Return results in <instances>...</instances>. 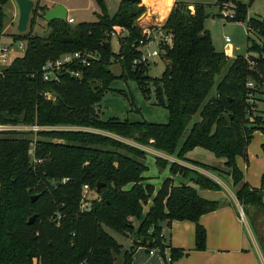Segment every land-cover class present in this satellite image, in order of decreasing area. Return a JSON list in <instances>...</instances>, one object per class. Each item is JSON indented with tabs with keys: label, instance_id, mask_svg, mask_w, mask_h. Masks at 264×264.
Wrapping results in <instances>:
<instances>
[{
	"label": "trees",
	"instance_id": "16d2710c",
	"mask_svg": "<svg viewBox=\"0 0 264 264\" xmlns=\"http://www.w3.org/2000/svg\"><path fill=\"white\" fill-rule=\"evenodd\" d=\"M8 1L0 0V38L3 7ZM94 1L102 11L96 21L76 25L51 21L45 40L32 33L31 22L42 19L47 9L37 3L28 32L14 37L25 43L23 55L0 73V125L39 128L36 132H0V264H114L122 246L106 229L125 239L132 237L130 249L122 254L123 264H131L138 247L158 250L165 264H171L186 255L171 248L163 234L173 221L194 223V249L205 250L206 232L199 219L226 203L201 198L184 181L193 172L198 176L193 183L198 188L218 191L219 186L171 163L170 173L180 175L183 182L174 186L172 179H166L144 212L153 195L143 176L146 154L111 136L184 162L186 154L196 148L213 153L225 160L244 214L251 218L249 210L254 208L259 215L257 223L264 217V173L260 187L251 188L235 163L237 157L247 159V147L256 131L264 135V110L254 114L248 110L246 86L254 84L252 93L259 102L258 96H264V45L251 42L245 56H237L222 76L216 95L207 99L228 58L211 42L203 5L190 9L174 3L162 25L172 35V44L163 46L159 56L165 68L159 78H151L145 75L148 65L132 66L142 33L137 20L145 13L141 0L121 1L113 16L105 13L103 0ZM222 3L224 0L216 1L218 8ZM229 3L233 11L230 20L246 22L248 32L264 39L261 21L247 18L252 0ZM111 31L117 35L127 32L117 53L104 48L110 43ZM71 52L95 53L98 60L88 67L74 65L79 78L63 74L57 82H45L42 65ZM112 63L120 65L119 76L109 70ZM116 79L135 82L147 101L153 95L154 104L168 112L167 123L101 119L97 107ZM196 114L199 119L193 122ZM64 128L91 129L111 136ZM261 149L264 154V144ZM155 163L159 168L167 165L161 158H155ZM97 185H101L98 191ZM83 186L90 192L88 210L81 209ZM34 215L35 221L28 225ZM259 232L264 252L262 226ZM167 251L170 263L166 262Z\"/></svg>",
	"mask_w": 264,
	"mask_h": 264
},
{
	"label": "rangeland",
	"instance_id": "374dc122",
	"mask_svg": "<svg viewBox=\"0 0 264 264\" xmlns=\"http://www.w3.org/2000/svg\"><path fill=\"white\" fill-rule=\"evenodd\" d=\"M34 4L41 7L51 8L55 5H60L67 11V18H72L74 20V24L76 25L79 23L84 22H94L98 19V16L102 14V11L100 7L97 5V3L94 0H32ZM122 0H103L104 7H105V13L109 16H113L115 12L117 11L120 3ZM152 0H141L142 3H148ZM217 0H176V2L180 5L188 6V8L192 9L195 5H203L206 9L207 13V19L205 20V29L207 30L211 42L217 52L225 53V47H229L230 55L228 57V64L223 71L222 74L217 76L215 78V85L211 89L207 99L214 97L216 95V86L219 83V81L222 79V76L224 73H226L228 67L231 65L233 60L237 56H245L246 48L251 43L254 42L258 46L264 45V39L257 36L254 32H248L247 24L246 22H235L230 20L231 18L229 15L233 12L232 11V4L226 3L221 5L220 8L216 5ZM244 4H247L249 0H239ZM171 2V0H165L164 1V9L165 11L158 13L159 7H160V0H156L153 3L158 7L157 11L153 13L154 7L151 4L150 9L151 10V16H148V7L145 5V13L142 17L143 22L139 23V20H137V23L140 25H154L156 26L158 22H162L169 9L170 6L168 5ZM34 5V7H35ZM157 12V13H156ZM3 13L4 17L2 20V31L3 35L0 38V45H11L10 46V59H14V57H20L23 55L24 50H19L18 45L19 42L14 40V37L18 35L16 31L17 26V20H18V9L13 0H9L3 7ZM227 14V16H226ZM247 18H254L257 20L264 19V0H252V3L250 7L248 8L247 12ZM32 20V13L30 15V19L28 22V28L26 32H28V29L30 27V22ZM32 26V33L36 35H44L46 33V26L47 23L43 19H34V23L31 22ZM249 37L250 42H247V38ZM229 39L230 42L226 43L225 39ZM24 48H25V43ZM111 49L114 53L118 52V46L114 41L111 42ZM165 68V62L161 60L160 58H155L153 60H150L146 73V76H149L151 78H159L164 71ZM109 70L116 76L120 75V65L118 63H112L109 66ZM111 90L106 92L103 96V99L99 103V106L97 107L98 115L101 119L106 120L108 118H117L119 120H129L131 122L134 121H146L153 124H165L168 121V112L165 108L156 106L154 104V96H151L150 100H145L137 88L135 82L133 81H124L121 79H116L112 82L110 86ZM260 101L258 102V107L261 110H264V96L259 95ZM199 115L196 114L193 117V122L198 121ZM9 129H16L20 132H28L30 130L36 132L38 131L36 128L31 127H23V126H7ZM64 129H71V130H84V131H91L95 133H100L104 135H108L104 132H99L91 129H72V128H64ZM111 136V135H110ZM254 139L251 140L249 144L248 154L254 153V155H258V150L260 151V144L262 143V138L260 134L253 135ZM112 138H116L122 142L125 143H131L127 140H123L114 136H111ZM163 154V153H162ZM188 159H191V164L193 166L198 167L199 170L204 169L205 167H208L209 169H206L209 171L210 175L217 176L223 175L226 173L228 177V184H232L231 179V172H227V168L225 166V160L222 158L216 157L213 153L198 148L195 151L191 153L187 157ZM169 161L171 163H176L180 166H182L183 163H185L182 160L177 159L175 156H169ZM247 161L249 162V159H243L242 157H237L235 160L236 167L238 170L244 174V169H242V166H246ZM167 165H165L163 168H159L155 163V157L152 152L146 153L145 158V165L147 166V171L143 173L144 178H146L145 183L152 187L153 189V195L151 196L149 203L152 199V197L156 194L158 189L161 187L162 183L170 178L172 179L173 185L178 186L180 184L181 178L178 175H172L170 173V164L166 160ZM218 162V163H217ZM238 162H240L238 164ZM211 168V169H210ZM224 171V172H223ZM214 172V173H213ZM220 172L221 174H219ZM226 183V182H225ZM196 186V185H195ZM198 188V186H197ZM223 191H226L225 189ZM148 203V205H149ZM240 210L242 209L239 207ZM250 215L252 216L250 218L249 215H245L243 212V216L240 214V219H246V222L249 224L251 228L252 225L257 227L260 231V227L263 225L262 222L257 223V220L259 219V215L257 214L256 209H250L249 210ZM244 221V220H243ZM245 222V221H244ZM134 226L137 227L138 222H133ZM107 233H109L121 246L122 251L120 255L115 256V262L114 264H121L123 262L122 254L129 250L131 247V244L128 243V241L122 237L121 235L115 233L112 230L106 229ZM132 238V237H131Z\"/></svg>",
	"mask_w": 264,
	"mask_h": 264
},
{
	"label": "crops",
	"instance_id": "0c3cea01",
	"mask_svg": "<svg viewBox=\"0 0 264 264\" xmlns=\"http://www.w3.org/2000/svg\"><path fill=\"white\" fill-rule=\"evenodd\" d=\"M153 1L155 2L156 0H152L151 2L149 1L144 5L149 7V5L152 4L154 7V13L158 10V7H156ZM160 1L161 3L158 13L165 11V0ZM175 2L176 0H171V2L168 4L170 9L165 19L162 22H158L157 25L164 24ZM151 10L152 8H148V13L150 12L151 14ZM227 50H230L228 46L225 47V51ZM256 134H260L262 138L260 151L258 150V155H254V153L250 152L248 154V146L247 159H249V162L247 161L245 167H241L244 169V181L254 189H258L260 187L261 176L264 173V154L261 149L262 144H264V135L259 131H256L253 135ZM253 139L254 136L252 140ZM126 144L141 149L145 152V154L152 152L155 158H161L163 160H167L168 163H171L169 161L168 155L162 154L161 152L150 147L140 146L134 142ZM193 151L186 154L185 158L187 159V162L185 161L182 166L210 179L216 183L220 189L218 191L200 189L197 188V186H195L193 183H190V186L195 188L197 194L201 198L208 201L225 202L226 204L216 211L201 216L199 219V224L205 229L206 232V248L204 251H196L194 249V223L190 221H173L169 228L163 229V234L166 237L170 247L173 249L183 250V252L186 253L185 256L177 261L172 262L171 264H264V252L259 229L253 225V228H251L246 222L245 218L243 219L245 222L240 219V205L238 204L235 197V188L232 184L229 185L227 182L229 176L226 173L223 175H218L215 173L217 176L210 175L209 171L204 169L199 170L198 167L193 166L190 163L192 160L187 158ZM239 163L240 162H238V164ZM226 171L229 172V169ZM178 176L181 178V184L183 179L180 175ZM224 189L226 191H223ZM261 196L262 203L264 205V192ZM149 205L145 206L144 212L147 211ZM126 240L129 244H131V236ZM150 251L144 247H138L135 249L131 258V264H165L158 250H155L152 254L149 253ZM121 264H123V262Z\"/></svg>",
	"mask_w": 264,
	"mask_h": 264
},
{
	"label": "built area",
	"instance_id": "2783aa9c",
	"mask_svg": "<svg viewBox=\"0 0 264 264\" xmlns=\"http://www.w3.org/2000/svg\"><path fill=\"white\" fill-rule=\"evenodd\" d=\"M226 4V3H223ZM227 16V14H226ZM230 18L233 17V12L229 15ZM142 19V18H141ZM140 19V20H141ZM139 20V23H140ZM68 24H74V20L72 18H66ZM137 23V26L142 29L141 38L136 42L135 49L138 52V57L132 61V66H140V65H148L150 60L155 58H159L160 52L163 46H170L172 44V35L162 29V25H140ZM127 36V32L124 31L120 35H117L115 32L111 31L108 34V38L110 39L109 47H111V42L114 41L116 45L120 46V40ZM226 43H229L230 40L225 39ZM10 46L11 45H0V73L6 70L13 59H10ZM19 50H24V44L19 42L18 45ZM225 55L228 58L230 55V51H225ZM16 58V57H14ZM98 60V57L95 53L91 52H71L65 53L61 56L46 61L41 67V76L45 82H57L60 79V76L63 74H69L72 77L79 78L80 72L77 68H74V65L78 67H88L92 62ZM247 88L249 89L247 103L249 104V111L257 113L261 111L259 109L258 102L255 99V95L252 93L254 90V84L252 82L247 83ZM256 105V107H255ZM24 127V126H23ZM39 130L38 127H31ZM14 129H9L7 125H0V132L9 131ZM30 155L33 156V151H30ZM90 192L87 186H83L82 188V198H81V209L88 210L90 207ZM241 216H243V211L241 209ZM244 217V216H243ZM155 250L150 251L152 254ZM166 262L170 263L171 259L166 252Z\"/></svg>",
	"mask_w": 264,
	"mask_h": 264
},
{
	"label": "water",
	"instance_id": "95a60500",
	"mask_svg": "<svg viewBox=\"0 0 264 264\" xmlns=\"http://www.w3.org/2000/svg\"><path fill=\"white\" fill-rule=\"evenodd\" d=\"M17 6L18 9V20H17V26L16 31L18 34L22 35L26 33V30L28 28V22L30 19V15L32 13V10L34 9V2L32 0H13ZM125 2H136L137 0H122ZM224 3H229V0H224ZM145 7L144 3L141 4ZM144 15V14H143ZM143 15L139 18L141 19ZM67 18V11L65 8H63L60 5H55L51 9H46L43 13L42 19L49 23L54 20L58 21H64ZM261 23L264 25V19L261 20ZM50 30H48L44 35H42V40H45L49 34ZM104 48H109V43L104 44ZM198 180V176L191 172L188 177L185 180V184L195 183ZM101 185H97L96 190L98 191ZM37 199V196H32L31 201L34 202ZM36 216H32L28 219L27 224L32 225V223L35 221ZM263 223L262 225V231L264 233V217L259 220Z\"/></svg>",
	"mask_w": 264,
	"mask_h": 264
},
{
	"label": "bare ground",
	"instance_id": "6f19581e",
	"mask_svg": "<svg viewBox=\"0 0 264 264\" xmlns=\"http://www.w3.org/2000/svg\"><path fill=\"white\" fill-rule=\"evenodd\" d=\"M148 16H151L152 17V15H150V12H149Z\"/></svg>",
	"mask_w": 264,
	"mask_h": 264
}]
</instances>
